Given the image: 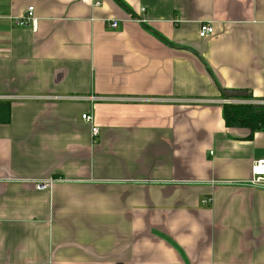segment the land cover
I'll return each instance as SVG.
<instances>
[{"label": "crops", "instance_id": "0c3cea01", "mask_svg": "<svg viewBox=\"0 0 264 264\" xmlns=\"http://www.w3.org/2000/svg\"><path fill=\"white\" fill-rule=\"evenodd\" d=\"M99 1L0 0V264H264V0Z\"/></svg>", "mask_w": 264, "mask_h": 264}, {"label": "built area", "instance_id": "2783aa9c", "mask_svg": "<svg viewBox=\"0 0 264 264\" xmlns=\"http://www.w3.org/2000/svg\"><path fill=\"white\" fill-rule=\"evenodd\" d=\"M95 6L100 5L99 0H93ZM15 24L18 27H29L31 30L36 31L37 28V18L33 15V7L27 8V10L18 18L15 19ZM109 26L111 28H115L117 26L116 21H111ZM213 34V27L210 22H202L199 26L198 35L200 38H205ZM4 98L7 96H3ZM0 96V99L3 98ZM95 99V98H94ZM221 105H237V104H245L243 100L240 99H230V98H222L217 101ZM82 120L88 122L91 125V134L93 137H96L99 129L98 127L93 125V117L90 114H82ZM53 179L41 180L37 183V189L39 190H47L51 187L53 183ZM249 186L254 187H262L264 188V157L256 160L251 167V176L249 180L246 182ZM202 203L207 204L210 203V198H205L202 200Z\"/></svg>", "mask_w": 264, "mask_h": 264}, {"label": "trees", "instance_id": "16d2710c", "mask_svg": "<svg viewBox=\"0 0 264 264\" xmlns=\"http://www.w3.org/2000/svg\"><path fill=\"white\" fill-rule=\"evenodd\" d=\"M223 118L227 127H246L251 132L264 130V105H223Z\"/></svg>", "mask_w": 264, "mask_h": 264}, {"label": "water", "instance_id": "95a60500", "mask_svg": "<svg viewBox=\"0 0 264 264\" xmlns=\"http://www.w3.org/2000/svg\"><path fill=\"white\" fill-rule=\"evenodd\" d=\"M223 95L227 98H244L247 96L245 90H223ZM10 106L8 103L0 102V123H7L9 121Z\"/></svg>", "mask_w": 264, "mask_h": 264}]
</instances>
